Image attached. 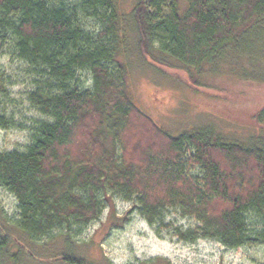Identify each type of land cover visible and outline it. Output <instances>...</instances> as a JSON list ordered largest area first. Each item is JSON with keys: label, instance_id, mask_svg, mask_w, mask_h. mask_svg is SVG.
<instances>
[{"label": "trees", "instance_id": "trees-1", "mask_svg": "<svg viewBox=\"0 0 264 264\" xmlns=\"http://www.w3.org/2000/svg\"><path fill=\"white\" fill-rule=\"evenodd\" d=\"M165 3L137 1L139 48L155 62H179L192 82L193 70L264 26V0H172L168 15ZM88 15L102 26L99 38L83 27ZM118 24L114 0H0V41L43 78L30 101L51 118L35 128L27 151L0 153V185L19 211L15 224L0 216V264H97L78 252L73 227L98 220L112 195L133 202L152 226L170 209L196 220L195 228H175L181 241L264 244V140L244 145L214 126L177 136L160 128L127 91L116 62L127 36ZM84 70L92 88H75ZM256 119L264 125V109ZM0 126L13 124L1 118ZM54 231L63 233L48 244L62 238V248L48 259L22 239Z\"/></svg>", "mask_w": 264, "mask_h": 264}, {"label": "rangeland", "instance_id": "rangeland-1", "mask_svg": "<svg viewBox=\"0 0 264 264\" xmlns=\"http://www.w3.org/2000/svg\"><path fill=\"white\" fill-rule=\"evenodd\" d=\"M114 1L119 33L127 36L116 62L124 66L127 91L141 111L174 136L214 126L226 139L244 145L264 140V125L256 119L264 109V26L243 38V44L228 48L219 61L201 71L193 70V83L179 62H155L142 55L132 19L138 0ZM165 1L162 11L168 15L172 0ZM180 5L183 13L186 6ZM83 27L99 38L102 26L93 15H88ZM42 81L39 73L14 53L13 44L0 41V119L13 124L10 128L0 126V153L27 151L38 124L51 122L30 101ZM92 85L89 71L77 73L75 88L90 89ZM193 173L199 174L200 169ZM0 216L11 224L19 220L16 197L1 185ZM197 225L193 218L170 209L152 226L134 209L133 202L112 195L100 218L84 228L73 227V236L78 252L97 264H142L157 259L170 264H264V244L232 249L215 240L186 242L176 236L175 228L188 230ZM61 233L54 231L33 241L21 238L35 255L49 253L44 258L48 259L60 252L63 239L48 241Z\"/></svg>", "mask_w": 264, "mask_h": 264}]
</instances>
